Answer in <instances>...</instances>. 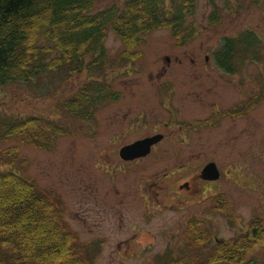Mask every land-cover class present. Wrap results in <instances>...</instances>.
Returning <instances> with one entry per match:
<instances>
[{
	"label": "rangeland",
	"instance_id": "obj_1",
	"mask_svg": "<svg viewBox=\"0 0 264 264\" xmlns=\"http://www.w3.org/2000/svg\"><path fill=\"white\" fill-rule=\"evenodd\" d=\"M226 1L216 0L218 22L209 19L214 8L208 0L198 1L192 21L195 29L190 34L196 37L190 38L185 47L177 46L169 28L145 33L138 46L141 51L133 63L119 60L125 49L120 37L110 30L105 46L113 63L107 64L104 78L115 83L116 88L121 86L125 95L121 103H111L99 110L96 123L63 111L65 97L92 77L87 71L78 76L62 68L48 71L28 83L0 86L1 114L45 117L63 132L47 148L35 145L31 139L25 143L21 135L3 141L1 147L3 150L18 147L17 163L22 175L64 203L67 225L82 241L104 238L97 264H151L157 255L165 252L167 244L181 243L183 225L191 216H211L212 233L225 240L245 230L254 217H264V91L261 92L264 66L247 60L240 72L229 74L213 59V51L225 36H235L251 28L264 38V13L253 0ZM123 2L98 0L93 11ZM206 54L211 56V63L205 70ZM163 67L162 79L176 83V96L185 99L189 106L186 119L207 116L212 111L210 104L215 102L221 110L233 111L239 110L245 98L256 99L259 94V102L246 115L223 117L212 129L197 135L199 145L191 154L189 149L185 155L171 153L163 160L150 158L130 167L98 166L103 161L119 162L117 155L105 151L111 147L110 137L128 124V119L123 120L124 111L131 108L130 114L134 115L140 103H148L143 100L144 95L150 100L156 98L152 84L160 81ZM127 68H132L131 74L124 73ZM61 127L64 131H60ZM209 161H215L222 171L212 192L204 190L198 175ZM191 162V166L184 165ZM104 168L122 172L113 171L109 177ZM166 171L170 172L169 177L158 181V185L150 184L160 180ZM186 183L189 186H184ZM146 188L154 196V203L143 200L147 195L141 191ZM209 193L212 195L208 196ZM221 193L226 198L225 206L234 216L232 225L215 207V196ZM134 223L135 229L131 227ZM133 235L149 247H140L131 239ZM253 251L264 257V245L259 244Z\"/></svg>",
	"mask_w": 264,
	"mask_h": 264
},
{
	"label": "trees",
	"instance_id": "obj_2",
	"mask_svg": "<svg viewBox=\"0 0 264 264\" xmlns=\"http://www.w3.org/2000/svg\"><path fill=\"white\" fill-rule=\"evenodd\" d=\"M97 1L0 0V86L28 83L62 68L78 76L87 71L92 77L65 97L63 111L90 118L110 96L100 80L102 69L113 63L105 46L110 30L123 43L119 60L124 62L137 56L135 48L145 33L160 28L175 36L194 33L199 0H124L122 6L93 11ZM208 2L214 8L209 19L218 22L216 0ZM253 3L264 13V0ZM247 60L264 66V40L250 29L226 37L216 53L217 64L231 71ZM22 134L27 142L47 148L63 132L45 117L0 113V145ZM3 153V162L17 167L18 147ZM210 236L206 224L194 219L184 243L157 255L152 264H264V257L253 251L264 245V218L256 217L229 241L211 244ZM100 253L95 243L81 242L68 228L63 202L16 169H0V264H97Z\"/></svg>",
	"mask_w": 264,
	"mask_h": 264
},
{
	"label": "flooded vegetation",
	"instance_id": "obj_3",
	"mask_svg": "<svg viewBox=\"0 0 264 264\" xmlns=\"http://www.w3.org/2000/svg\"><path fill=\"white\" fill-rule=\"evenodd\" d=\"M178 47H185L184 44L177 45ZM167 60H170L169 57L166 58ZM206 65L203 67L205 70L208 69V65L211 63V56L209 54H206L205 56ZM132 68H127L124 72L125 74H131ZM164 67L161 68L160 71V81L157 83L152 84L154 86V93H156V98L153 100H150L148 98V95H144L143 100L147 101L148 103H140L138 105V109L136 110L135 114L131 115L130 112L132 111L131 108L128 109L126 112H123V120L128 119V124L126 126H122L119 131H116L112 134L110 137V143L111 147H106L105 151L108 152V154L117 155L119 157V165L120 166H127L130 167L132 164H137L145 161L146 159H155L156 161L165 159L166 155L168 154H175L177 156L185 155L189 149L190 154L192 152V149L196 147V145H199L196 143L197 135L205 132V130L212 129V126H209V121L213 118L220 119L222 117L219 116V113L222 112V110L219 107H216L213 104H210L209 107L212 108V111L207 116H201V117H193L190 119H186V115L189 112V106L186 105L184 102L185 99H179L177 95L178 93V85L176 83L171 82H164ZM121 71L118 74H122ZM121 83L118 84L120 86ZM107 87H109V90H112V96L113 98L109 101L102 100L100 103L101 109L103 107H106L108 104L115 103L119 104L121 103V100L123 99V96L125 95L124 89L118 87L116 88L115 83L107 84ZM103 95H105V92H103ZM242 103L244 104L241 108V114L240 116H244L247 114V98L242 100ZM100 109V110H101ZM232 112V110H231ZM130 116V117H129ZM129 117V118H128ZM104 128V124L102 126ZM156 136L155 141H153V144L151 146V151L147 156L140 157L133 160H125L121 158L120 151L121 149L135 141L142 140L149 137ZM117 144L118 146H115ZM202 146H200L201 148ZM199 148V153H200ZM109 164L108 161H103L100 166ZM191 166L193 165L189 163H184V165ZM206 165V164H205ZM204 165V166H205ZM199 169L201 167V163H198L196 165ZM203 166V167H204ZM201 172L198 174L199 177H201L203 184L206 186V189L211 192L214 188L215 182L206 180L202 177V169ZM183 168V167H181ZM107 171V172H106ZM130 171V170H129ZM103 172L110 177L111 174H114L115 172L109 171V170H103ZM124 172L126 173L127 170L125 169ZM174 171H172L173 174ZM118 173V172H116ZM130 174V173H129ZM170 172H164L161 175L160 180H154L152 183V186L158 185V181H163L165 177H169ZM129 176V175H128ZM146 183V182H145ZM189 183L184 184V186H189ZM154 190V188L152 189ZM136 192V191H134ZM144 201H148V203H154V196L150 194V191L146 188L144 191H141ZM90 196H93V194H90ZM156 200H159V196L155 197ZM191 217H189L186 221ZM185 223V224H186ZM184 224V225H185ZM183 225V226H184ZM133 229L137 227V224H132ZM162 234L164 236V226L162 227ZM135 241L136 244H138L140 247L146 249L149 246H146L147 244H141L139 240L136 239L135 235L131 237ZM122 243H120L121 245Z\"/></svg>",
	"mask_w": 264,
	"mask_h": 264
},
{
	"label": "water",
	"instance_id": "obj_4",
	"mask_svg": "<svg viewBox=\"0 0 264 264\" xmlns=\"http://www.w3.org/2000/svg\"><path fill=\"white\" fill-rule=\"evenodd\" d=\"M151 145V141L148 140L139 141L135 144L129 145L123 149L121 152L124 158H134L138 156L145 155L149 151V146ZM205 176L210 179H216L219 177V171L216 168L215 163L209 164L205 171Z\"/></svg>",
	"mask_w": 264,
	"mask_h": 264
}]
</instances>
